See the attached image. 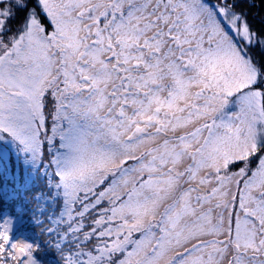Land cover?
Returning <instances> with one entry per match:
<instances>
[{
  "label": "snow or ice",
  "instance_id": "1",
  "mask_svg": "<svg viewBox=\"0 0 264 264\" xmlns=\"http://www.w3.org/2000/svg\"><path fill=\"white\" fill-rule=\"evenodd\" d=\"M239 7L0 0L33 204L0 182V264H264V28Z\"/></svg>",
  "mask_w": 264,
  "mask_h": 264
},
{
  "label": "trees",
  "instance_id": "2",
  "mask_svg": "<svg viewBox=\"0 0 264 264\" xmlns=\"http://www.w3.org/2000/svg\"><path fill=\"white\" fill-rule=\"evenodd\" d=\"M239 4L238 10L245 11L248 14L249 22L253 25L257 30L264 28V0H237ZM255 6H252V5ZM8 156V155H7ZM10 156V155H9ZM10 165L6 171L5 176H0V182L5 183L8 186V190L12 191L13 186L18 191L20 199L16 201V203H23L26 208H33L32 203L26 202V194L24 192L25 184L24 180L27 176V170H20L17 164V167L14 165V157L11 156ZM31 195V193H28ZM41 205H37L40 207ZM28 217H25L27 220ZM29 231H36L30 224L27 225ZM40 258L43 260L44 264H59L56 253L54 251H50L49 248L45 245H42V252L40 254Z\"/></svg>",
  "mask_w": 264,
  "mask_h": 264
},
{
  "label": "rangeland",
  "instance_id": "3",
  "mask_svg": "<svg viewBox=\"0 0 264 264\" xmlns=\"http://www.w3.org/2000/svg\"><path fill=\"white\" fill-rule=\"evenodd\" d=\"M50 124H51V121H49V125ZM0 153L4 154V168H5V170H7L9 167L13 166L12 164L10 165V160L12 159L11 156H13L15 158L14 159V165L16 167L18 164L20 170H22V169H24V171L26 170L24 163H23L22 154L20 156L17 155L16 147L10 141H0ZM233 170H238V167L234 165Z\"/></svg>",
  "mask_w": 264,
  "mask_h": 264
}]
</instances>
